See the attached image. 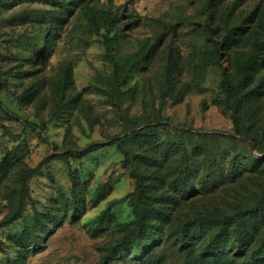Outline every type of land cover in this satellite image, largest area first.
I'll return each mask as SVG.
<instances>
[{
    "label": "rangeland",
    "instance_id": "rangeland-1",
    "mask_svg": "<svg viewBox=\"0 0 264 264\" xmlns=\"http://www.w3.org/2000/svg\"><path fill=\"white\" fill-rule=\"evenodd\" d=\"M0 99V264L264 253V0H0Z\"/></svg>",
    "mask_w": 264,
    "mask_h": 264
},
{
    "label": "trees",
    "instance_id": "trees-1",
    "mask_svg": "<svg viewBox=\"0 0 264 264\" xmlns=\"http://www.w3.org/2000/svg\"><path fill=\"white\" fill-rule=\"evenodd\" d=\"M0 108L2 109V111L4 112V118L7 119V120H16V121H21L23 122L25 125L27 126H30L32 127L33 129H39L41 131V133H45V127L43 125H38L36 123H29L28 121L24 120L20 115H18L17 113L11 111L8 109V107L3 103V101L0 99ZM118 139H120V137H117ZM25 179H26V174L25 176L23 177V181L25 182ZM138 185L139 187H143V185L141 184V180H138ZM145 221V219H144ZM141 224V223H140ZM188 235V231L186 230L184 233H183V236L184 238ZM235 240H236V246H237V249L235 250L236 252L231 254V257H244L246 255V245L245 242H246V236H245V233L240 231L237 233V235L235 236ZM130 238V236L128 235L126 238H125V242L127 243L128 239ZM218 238V239H217ZM222 237L221 235H216V238L213 239V242L216 243V241H219L221 240ZM186 241L185 239H182L181 240V244H184ZM212 242V244H213ZM212 244L210 245L211 248H212ZM144 247H142L141 245H139L138 247V250H141L143 249ZM264 256V253H259V254H256V255H252L249 259H248V263L250 264H253L259 257H262Z\"/></svg>",
    "mask_w": 264,
    "mask_h": 264
}]
</instances>
